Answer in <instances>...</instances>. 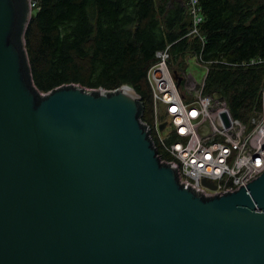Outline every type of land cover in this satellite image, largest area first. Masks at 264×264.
Listing matches in <instances>:
<instances>
[{
    "label": "water",
    "instance_id": "obj_1",
    "mask_svg": "<svg viewBox=\"0 0 264 264\" xmlns=\"http://www.w3.org/2000/svg\"><path fill=\"white\" fill-rule=\"evenodd\" d=\"M20 11L0 0V264H264V173L204 198L156 157L130 87L39 99Z\"/></svg>",
    "mask_w": 264,
    "mask_h": 264
},
{
    "label": "trees",
    "instance_id": "obj_2",
    "mask_svg": "<svg viewBox=\"0 0 264 264\" xmlns=\"http://www.w3.org/2000/svg\"><path fill=\"white\" fill-rule=\"evenodd\" d=\"M21 4L15 40L31 87L37 93L71 85L114 90L130 87L140 116L152 120L146 79L155 53L169 48V68L186 71V59L206 65L203 94L226 103L247 125L260 108L264 83V0H198V38L188 0H36L27 21Z\"/></svg>",
    "mask_w": 264,
    "mask_h": 264
},
{
    "label": "built area",
    "instance_id": "obj_3",
    "mask_svg": "<svg viewBox=\"0 0 264 264\" xmlns=\"http://www.w3.org/2000/svg\"><path fill=\"white\" fill-rule=\"evenodd\" d=\"M27 6L28 21L36 9V0H27ZM188 13L191 27L186 36L203 41L198 0H188ZM169 48L155 53V61L146 74L152 120L139 118V123L149 131L156 157L162 164L176 169L180 185L204 198L246 187L264 173V83L260 108L243 125L232 117L224 101L203 94L205 76L198 82L191 72L178 74L169 68ZM193 60L197 66L202 65L196 57ZM206 72L207 69L205 75ZM89 90L115 93L121 88ZM164 123L165 128L160 131ZM203 182L211 183L214 188Z\"/></svg>",
    "mask_w": 264,
    "mask_h": 264
},
{
    "label": "rangeland",
    "instance_id": "obj_4",
    "mask_svg": "<svg viewBox=\"0 0 264 264\" xmlns=\"http://www.w3.org/2000/svg\"><path fill=\"white\" fill-rule=\"evenodd\" d=\"M186 61L188 62V69L186 71H178L176 73L182 74L184 72H191L192 76L196 81H201L202 78L205 76V70L207 69L206 65L199 64L201 67L197 66L195 64V61L190 58L186 59ZM159 110H161V106H159Z\"/></svg>",
    "mask_w": 264,
    "mask_h": 264
}]
</instances>
